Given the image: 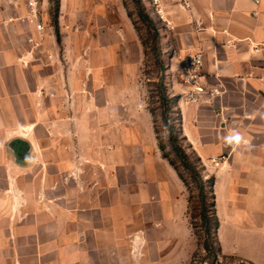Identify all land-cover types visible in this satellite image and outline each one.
<instances>
[{
  "label": "crops",
  "instance_id": "0c3cea01",
  "mask_svg": "<svg viewBox=\"0 0 264 264\" xmlns=\"http://www.w3.org/2000/svg\"><path fill=\"white\" fill-rule=\"evenodd\" d=\"M50 3L38 2L45 37L32 60L26 0H0V264H188L185 188L158 148L127 10L59 0L58 42ZM163 6L171 71L202 50V82L219 90L190 103L177 82L172 106L186 153L214 177L221 253L245 259L241 243L264 252V0Z\"/></svg>",
  "mask_w": 264,
  "mask_h": 264
},
{
  "label": "rangeland",
  "instance_id": "374dc122",
  "mask_svg": "<svg viewBox=\"0 0 264 264\" xmlns=\"http://www.w3.org/2000/svg\"><path fill=\"white\" fill-rule=\"evenodd\" d=\"M122 5L125 7L127 11L132 14V22L135 28V31L138 33L140 41L144 42L143 47L145 48V57L144 61L142 62L141 73H140V81L145 89V99L147 102V106L149 109L152 110L153 113V121L154 126L157 131L158 139L161 143L166 146V150H170L171 145L166 137L167 130L164 128L162 123V112L164 109L161 107L162 105V96L166 98H172L173 93L175 92L172 89L173 85H176L178 82L177 74L171 71L167 56L163 54V49L160 45V36L159 32L155 29V27L149 24L146 21H143L141 17L138 16V7L137 0H121ZM144 4L149 11L152 12L151 6L148 0H144ZM50 5H52L50 3ZM166 54V53H165ZM158 84L163 87L162 96L159 93ZM169 112H166L171 118H177V110L173 107L168 105ZM173 107V108H172ZM10 126H0V155L4 150H7L8 140L6 139L8 134L6 133L9 131ZM177 129V127H176ZM181 146L185 147L184 143L180 142ZM171 158L174 159V155H171ZM192 158V157H191ZM0 156V161H1ZM176 161L177 167L179 172L182 174L183 179L185 180L187 187L184 185L185 188V196L187 199V222L188 228L191 230V235L193 239V254L191 260L188 264H211L210 259L208 258L207 253L202 248V243L205 240H208V236L204 229L201 227V220H200V205H199V198H198V187L197 181L198 179H193L188 172L181 166L178 160ZM211 176L210 171L205 168V172L200 171L199 176L204 181V175ZM7 180V179H6ZM7 182V181H6ZM209 188L206 190L208 191ZM189 197H190V206H189ZM192 217V218H191ZM192 223V224H191ZM225 229L223 228L220 232V238H224ZM219 236V235H218ZM226 237V236H225ZM227 241H232V237L227 236L225 238ZM236 253L238 256H241L245 259L236 257V256H228V255H221L217 256V264H234L239 260H244L251 262L253 264H264V252H258L256 250H251L250 247L241 243L237 246ZM194 255V258H193ZM249 257H255L256 262L246 260Z\"/></svg>",
  "mask_w": 264,
  "mask_h": 264
},
{
  "label": "trees",
  "instance_id": "16d2710c",
  "mask_svg": "<svg viewBox=\"0 0 264 264\" xmlns=\"http://www.w3.org/2000/svg\"><path fill=\"white\" fill-rule=\"evenodd\" d=\"M50 2L52 4L50 8L51 25L53 26L55 36L57 38V41L59 42V33H58V24H57L58 23L57 19L59 14V0H50ZM136 3L137 5H139L138 16L141 17L143 21H146L149 24H151L153 27L154 25L152 23V20L148 16L141 0H137ZM127 14L128 17L131 19L132 14L129 11H127ZM141 42L144 45V42L142 40ZM157 87L159 89V93L162 96L163 87L160 84H158ZM161 99L163 102L161 107L164 109V111L167 110L169 112L170 107L168 105L172 106L177 101L178 96H174L172 98H166L165 96H162ZM149 111L153 117L152 110L149 109ZM164 111L162 112V123L164 128L167 130L166 137L171 145V148L170 150L167 151L166 146L163 143H161L160 140L158 139V136H156L158 142V148L161 152L162 157L165 158L169 162V164L174 168L179 178L182 180V182L186 187L187 184L183 179L182 174L179 172L176 161L174 159L179 161L181 166L188 172V174L193 179H198L197 181L198 198H199V205L201 208L199 216L201 220V227L204 229V231L208 236V240H205L202 243V248L207 253L208 258L211 261V264H217V260H218L217 256L221 255V248L217 238V229L219 227V221L215 213V202L212 191L214 177L211 175L208 177V179L202 182L199 176V172L202 171V168L199 165V160L197 158H191L186 153L185 148L180 144V142L183 141V138L181 137L179 128L177 127L179 114L177 113V118H171ZM155 133L157 135L156 129H155ZM172 154L174 155V159L171 158ZM207 188H209L208 191L206 190ZM189 206H190V197H189ZM234 264H253V263L244 260H239Z\"/></svg>",
  "mask_w": 264,
  "mask_h": 264
},
{
  "label": "built area",
  "instance_id": "2783aa9c",
  "mask_svg": "<svg viewBox=\"0 0 264 264\" xmlns=\"http://www.w3.org/2000/svg\"><path fill=\"white\" fill-rule=\"evenodd\" d=\"M182 3L183 0H175ZM39 0H26L29 7V19L34 23L36 36L28 37L26 42L30 59H35V54L42 48L45 37V24L40 20L38 14ZM145 10L152 20L155 29L159 31L170 30L171 23L167 19V14L163 6V0H148L152 12L147 9L144 0H141ZM256 4L260 0H254ZM264 45V44H263ZM50 58V56H48ZM178 82L181 86V97L190 103H199L204 97L213 98L219 94L218 88H208L203 82V52L202 50H187L179 60ZM226 160V156H217L210 159L213 168L217 169ZM205 172V170L203 171ZM209 175H204L203 179H208Z\"/></svg>",
  "mask_w": 264,
  "mask_h": 264
},
{
  "label": "flooded vegetation",
  "instance_id": "af4514ba",
  "mask_svg": "<svg viewBox=\"0 0 264 264\" xmlns=\"http://www.w3.org/2000/svg\"><path fill=\"white\" fill-rule=\"evenodd\" d=\"M22 149H24V146H21Z\"/></svg>",
  "mask_w": 264,
  "mask_h": 264
}]
</instances>
